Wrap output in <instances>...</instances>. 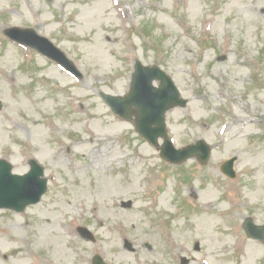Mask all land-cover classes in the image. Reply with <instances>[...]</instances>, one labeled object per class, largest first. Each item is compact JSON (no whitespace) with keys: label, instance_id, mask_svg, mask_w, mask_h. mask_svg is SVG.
I'll return each mask as SVG.
<instances>
[{"label":"rangeland","instance_id":"rangeland-1","mask_svg":"<svg viewBox=\"0 0 264 264\" xmlns=\"http://www.w3.org/2000/svg\"><path fill=\"white\" fill-rule=\"evenodd\" d=\"M10 27L52 40L80 79ZM137 60L188 100L167 130L177 149L206 141V165H169L104 103ZM0 100V160L25 175L35 159L48 182L40 204L0 210V264H264L243 230L264 225V0H0Z\"/></svg>","mask_w":264,"mask_h":264},{"label":"water","instance_id":"water-1","mask_svg":"<svg viewBox=\"0 0 264 264\" xmlns=\"http://www.w3.org/2000/svg\"><path fill=\"white\" fill-rule=\"evenodd\" d=\"M29 44L50 57L60 61L64 59L66 62L64 55L45 40L33 37ZM155 80L161 82L158 89L153 87ZM103 97L112 106L113 111L122 118L131 120L136 115L137 130L150 143L157 145V139L163 137L164 158L173 163H182L192 157H198L202 163L208 162L211 149L203 141L179 152L171 147L166 133L165 114L174 107H186L187 101L180 99L172 80L159 68H144L137 62L130 94L126 98L106 95ZM234 161L235 159L228 161L222 167V171L232 178L235 177ZM11 170L10 165L0 162V209L7 208L22 212L28 205L39 202L41 195L46 191V183L39 179L42 172L38 168H34V171L24 178L11 176ZM244 229L251 238L264 241V226H256L251 219H247ZM94 262L104 264L100 257H96Z\"/></svg>","mask_w":264,"mask_h":264},{"label":"bare ground","instance_id":"bare-ground-1","mask_svg":"<svg viewBox=\"0 0 264 264\" xmlns=\"http://www.w3.org/2000/svg\"><path fill=\"white\" fill-rule=\"evenodd\" d=\"M237 120H238V118H237ZM236 122H237V121H236ZM52 241H53L54 244L52 243ZM49 242H50L51 244L55 245V249H56V250L59 249V246H58V240H57V238H56L55 236H54L53 239H50Z\"/></svg>","mask_w":264,"mask_h":264}]
</instances>
